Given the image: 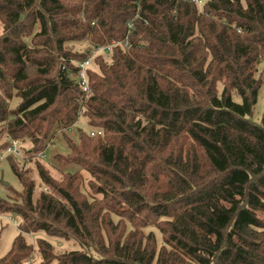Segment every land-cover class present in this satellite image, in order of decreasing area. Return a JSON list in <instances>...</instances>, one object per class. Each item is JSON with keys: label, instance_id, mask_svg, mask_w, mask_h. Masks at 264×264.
I'll return each instance as SVG.
<instances>
[{"label": "trees", "instance_id": "16d2710c", "mask_svg": "<svg viewBox=\"0 0 264 264\" xmlns=\"http://www.w3.org/2000/svg\"><path fill=\"white\" fill-rule=\"evenodd\" d=\"M114 42L86 100L75 63ZM262 61L264 0H0V165L21 186L0 197L20 218L0 264L41 232L81 250L38 239L40 264H264ZM59 129L56 178L39 155Z\"/></svg>", "mask_w": 264, "mask_h": 264}, {"label": "rangeland", "instance_id": "374dc122", "mask_svg": "<svg viewBox=\"0 0 264 264\" xmlns=\"http://www.w3.org/2000/svg\"><path fill=\"white\" fill-rule=\"evenodd\" d=\"M80 46L83 48V47H86L87 45L83 44ZM77 47H79V45H77ZM105 56L107 60H109L107 55ZM257 76H259L261 80L263 81V87L260 90L259 97H258V103L256 105L254 115L252 116V120L256 123H261L262 118L264 116V61H262L258 66ZM234 99L235 101L240 102V99L238 96H234ZM17 103H18V100L16 99L12 103V107H15ZM82 121H84L82 117L79 118L78 119L79 123L77 122L78 124L76 125L80 126V128L87 129L85 123ZM78 126H75L73 129H71L69 133L70 137L76 138L77 136L76 128ZM57 132H58L57 133L58 136H55L54 140H51L49 142L51 146L48 149V153H47L48 156L46 160L43 161V164L51 170L52 175H54L56 178H60L61 175L57 171L54 161L51 158L52 153L59 152L63 155H66L68 152L65 147L66 146L65 141L61 137L60 132H62V130L59 129ZM29 148H30V144L26 143L25 149H29ZM18 158L21 159L19 161V163H21V166L24 164L26 168L35 169L34 162L32 163L22 162L24 160V156L22 155V152H21V156H19ZM83 175L85 178V185L82 188V191L83 192L85 191L87 193L89 191L87 188V183L91 179V177L86 172H84ZM2 182L7 183L8 186H11L12 188H14V190L21 191V186L7 161H3L2 164L0 165V197L7 198L12 194V192L8 189V186H5ZM14 218L18 222V225L16 226L9 219H6L2 215H0V258L4 257L10 251L15 237L19 234L18 226L20 223V218L18 217H14ZM145 232L146 234L153 232L158 239L159 246H162L163 236L160 234V232L155 227L147 228ZM38 239H43V240L48 241L54 247V253L56 255H62L65 253H69L71 251L81 250V246L78 243H76L75 240H70V239L68 240L65 238L52 237V236L47 235L44 232L38 233L37 235H32V234L27 235V241L29 244L32 245V253L29 258L32 264H40L42 262V259L39 255V250H38V241H39Z\"/></svg>", "mask_w": 264, "mask_h": 264}, {"label": "built area", "instance_id": "2783aa9c", "mask_svg": "<svg viewBox=\"0 0 264 264\" xmlns=\"http://www.w3.org/2000/svg\"><path fill=\"white\" fill-rule=\"evenodd\" d=\"M194 1L197 2L198 4H202L204 0H194ZM133 31H134L133 27L130 26L128 36L130 34H132ZM120 44H123V43L114 42L112 45H110L108 47H102V48L95 49L93 51L92 55L88 59H86L82 62L75 63L77 66V71L72 74V79L75 80L80 85V87L82 88V90L85 93V99L86 100L88 99V97L91 93V87H90L89 78H88V70L92 66L94 58L98 55L109 54L112 47L120 45ZM125 45H128V37L125 40ZM81 115H82V112H80V117H81ZM74 126H72V127H74ZM101 134L102 133L98 132V131H92L91 132V136H93V137L96 135H101ZM50 146H51V144H49L48 147L39 155L43 160H46V158L48 156V154H47L48 149ZM6 153L13 154V155L18 156V157L21 156L20 142L14 141L12 146L8 149V151ZM3 157L4 156H2L1 160L3 159ZM3 217L6 219H9L15 226L18 225V222L14 217H12V216H3ZM25 264H32V262L30 260H28Z\"/></svg>", "mask_w": 264, "mask_h": 264}, {"label": "water", "instance_id": "95a60500", "mask_svg": "<svg viewBox=\"0 0 264 264\" xmlns=\"http://www.w3.org/2000/svg\"><path fill=\"white\" fill-rule=\"evenodd\" d=\"M5 184V186H8V184L7 183H4Z\"/></svg>", "mask_w": 264, "mask_h": 264}]
</instances>
